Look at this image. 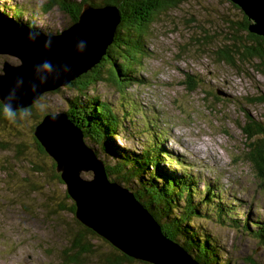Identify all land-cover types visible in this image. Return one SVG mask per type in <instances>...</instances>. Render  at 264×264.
I'll use <instances>...</instances> for the list:
<instances>
[{
    "label": "rangeland",
    "instance_id": "1",
    "mask_svg": "<svg viewBox=\"0 0 264 264\" xmlns=\"http://www.w3.org/2000/svg\"><path fill=\"white\" fill-rule=\"evenodd\" d=\"M44 2L0 0V17L9 23L4 14L24 11L44 34H58L71 25V17L58 8L43 13ZM242 18V11L229 0H189L161 13L147 33L149 53L135 72L139 81L122 83L108 70L89 93L114 104L124 118L121 136L115 139L116 152H139L149 139L161 135L162 148L170 155L161 167L191 175L201 193L209 184L216 200L236 207L235 217L242 225L248 221L252 229V222L264 221V187L247 158L251 141L243 127L250 116L264 125V75L251 63L240 62L234 68L216 56V50L233 44L235 22ZM241 34L246 39L245 32ZM5 62L21 64L17 57L0 55V72ZM192 82L197 85L193 91ZM76 95L67 86L47 92L32 110L0 123V264H73L64 261L63 253L81 228L66 209L72 200L56 177L55 161L37 149L34 129L45 114L67 112V98ZM254 136L261 138L262 133L255 130ZM85 140L97 153L101 151ZM102 156L109 159L106 164L116 163L110 154ZM169 157L185 169L175 161L170 164ZM82 177L91 179L93 173L84 172ZM138 182H132V192ZM229 221L195 219V224L212 233L229 264H264V245ZM88 241L94 251L85 254L81 264H110L106 257L118 254L99 236Z\"/></svg>",
    "mask_w": 264,
    "mask_h": 264
},
{
    "label": "trees",
    "instance_id": "2",
    "mask_svg": "<svg viewBox=\"0 0 264 264\" xmlns=\"http://www.w3.org/2000/svg\"><path fill=\"white\" fill-rule=\"evenodd\" d=\"M187 1L189 0H45L41 9L43 13L47 14L52 9L58 8L71 17L70 24H73L78 21L85 5L102 7L111 4L119 8L121 22L113 44L107 48L103 62L67 86L76 91L77 95L74 98H67L70 108L66 113L83 130L85 139L95 146H99L101 150L98 153L99 156L100 154H110L111 158L115 159L114 165L106 164V160L104 161L108 176L112 181L134 189L131 184L138 179L139 186H136L134 191L136 198L162 224L166 236L179 242L201 264H229V259L224 257L222 247L217 244L212 233L202 227L200 223L196 225L195 219H216L222 224H228V220H230L229 222L234 223L232 227L238 230L243 229L245 232L250 231L251 235L263 245L264 221L252 222V229L249 228L248 221L242 225L240 219L235 217L238 214L235 212L236 207L230 203L225 205L221 201H217L216 191L209 184H207L205 192L201 193L196 180H193L191 175H185L183 171L180 173L172 171L173 173H171L163 169L161 165H164L163 161L165 162V159L170 155L162 148V141L158 138L161 135L158 133L157 137L149 139L139 152L128 149H123L121 153L116 152L115 139L121 136L124 118L119 116L114 104L89 93L93 84L102 81V72L108 70L111 72V77L115 72L116 77L122 83L130 85L133 80L139 81L135 72L149 53L146 38L150 26L156 21L159 14L174 9ZM234 6L239 8L235 4ZM16 9L18 10V7ZM4 15L6 20L13 25L30 28L41 33V29L37 28L33 18L26 19L24 11L15 12V16ZM249 24L247 16L243 13V18L236 21L234 25L235 32L238 34L235 33L232 37L233 44L230 47L225 46L216 50V56L219 62L234 68L240 62L251 63L257 72L264 75V37L250 33ZM244 32L246 39L241 34ZM117 60H122V63H117ZM120 73L124 76L123 79L118 76ZM115 83L119 89L117 82ZM128 85L125 84L124 89ZM196 87L195 82H192L189 90L193 91ZM261 100L264 99L261 98ZM33 106L21 109V111H13V114L9 116L3 110L5 107L0 102V123L6 122L7 119L20 112L32 110ZM126 115L127 112H124L125 118ZM250 117L243 127L247 140L251 141L247 158L252 163L255 176L259 180V186L264 187V125L252 116ZM256 122L260 123L257 129L253 127ZM255 130L256 133H262L261 138H255ZM36 145L37 149L45 154L38 141H36ZM96 152L98 151L96 150ZM171 158L169 157L168 160L170 164L175 161L174 165L185 169L182 167V163H177L174 158H172L173 160ZM54 167H56L55 164ZM56 177L62 182L59 174H56ZM66 197L69 199L68 196ZM66 209L75 214L76 208L73 201ZM76 223L81 229L72 234L70 248L68 252L63 253L65 255L63 258L68 263L81 264L82 257L94 251L89 245L88 237H96L97 234L83 226L77 219ZM115 251L118 254L108 255L105 260L107 263L122 264V262L135 261L117 249Z\"/></svg>",
    "mask_w": 264,
    "mask_h": 264
},
{
    "label": "water",
    "instance_id": "3",
    "mask_svg": "<svg viewBox=\"0 0 264 264\" xmlns=\"http://www.w3.org/2000/svg\"><path fill=\"white\" fill-rule=\"evenodd\" d=\"M229 1L247 16L249 32L264 37V0ZM120 22L121 12L115 5H85L78 21L68 28L58 34L38 32L36 39L30 41L28 34L35 31L7 23L0 17V55L21 61L17 66L3 64L0 102L5 108L10 105L13 112L31 107L47 92L68 86L102 60L114 42ZM49 36L51 46L45 48ZM78 39L86 41L83 53L74 50ZM44 59L54 65L51 74L35 71V66ZM62 64L70 65L72 70L63 72ZM39 75H46L47 81L40 83ZM34 136L55 161L67 194L75 204V218L83 226L135 262L201 264L179 242L164 234L162 224L134 192L109 178L102 154L99 156L86 142L83 130L66 112L45 114L35 127ZM84 172H92L93 177L83 178Z\"/></svg>",
    "mask_w": 264,
    "mask_h": 264
},
{
    "label": "clouds",
    "instance_id": "4",
    "mask_svg": "<svg viewBox=\"0 0 264 264\" xmlns=\"http://www.w3.org/2000/svg\"><path fill=\"white\" fill-rule=\"evenodd\" d=\"M40 33L38 32H30L28 34V39L30 41H34L36 39V36L39 35ZM51 46V37L49 36L46 40H45V44H44V47L47 48V47H50ZM86 41L83 40V39H78L76 42H75V46H74V50L77 52V53H83L86 49ZM61 69L63 72L65 73H68L70 72L72 69H71V66L68 65V64H62L61 65ZM54 70V65L51 61L47 60V59H44L42 60L38 65L35 66V71L37 73H39L40 71H43L45 73H48V74H51ZM59 76L57 75L56 79H58ZM38 79H39V82L40 83H45L47 81V76L46 75H39L38 76ZM36 88V85L33 84L32 85V89L35 90ZM9 116H11L13 113H12V109H11V106H7L6 108L3 109Z\"/></svg>",
    "mask_w": 264,
    "mask_h": 264
},
{
    "label": "bare ground",
    "instance_id": "5",
    "mask_svg": "<svg viewBox=\"0 0 264 264\" xmlns=\"http://www.w3.org/2000/svg\"><path fill=\"white\" fill-rule=\"evenodd\" d=\"M97 154H98V153H97ZM109 158H110V157H109ZM105 159H106V161H105ZM105 159H104V157H103V159H102L103 162H104V161L107 162V161L109 160L108 158H105ZM171 159H172V158H171ZM172 160H173V159H172ZM105 162H104V163H105ZM183 248H184V247H183ZM190 254H191V253H190ZM191 255H192V254H191ZM192 256H193V255H192Z\"/></svg>",
    "mask_w": 264,
    "mask_h": 264
},
{
    "label": "flooded vegetation",
    "instance_id": "6",
    "mask_svg": "<svg viewBox=\"0 0 264 264\" xmlns=\"http://www.w3.org/2000/svg\"><path fill=\"white\" fill-rule=\"evenodd\" d=\"M19 111H21V110H19Z\"/></svg>",
    "mask_w": 264,
    "mask_h": 264
}]
</instances>
